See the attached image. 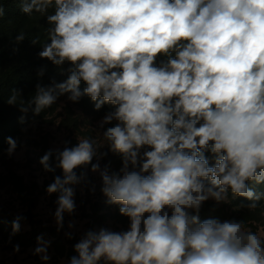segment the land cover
<instances>
[{
  "label": "clouds",
  "instance_id": "9594fccd",
  "mask_svg": "<svg viewBox=\"0 0 264 264\" xmlns=\"http://www.w3.org/2000/svg\"><path fill=\"white\" fill-rule=\"evenodd\" d=\"M20 3L27 16L46 17L39 57L70 65L69 75L37 83L27 101L13 90L7 102L22 112L34 105L36 115L62 96L74 103L88 96L97 111L114 107L100 122L113 125L103 131L106 146L82 138L40 160L46 172L63 173L46 189L59 193L58 230L75 210L72 186L85 178L75 170L87 165L107 202L129 219L126 231H87L69 264H264V229L199 217L204 202L228 203L229 192L251 201L241 208H264V193L253 187L264 184V0ZM7 143L12 155L16 141ZM104 147L121 155L119 172L101 168ZM12 231H20L19 218ZM37 240L33 254L46 264L48 245Z\"/></svg>",
  "mask_w": 264,
  "mask_h": 264
},
{
  "label": "rangeland",
  "instance_id": "374dc122",
  "mask_svg": "<svg viewBox=\"0 0 264 264\" xmlns=\"http://www.w3.org/2000/svg\"><path fill=\"white\" fill-rule=\"evenodd\" d=\"M70 65L62 66V73H67ZM114 110V108L112 109ZM103 115L87 112L76 102L67 100L66 96L59 98L54 110L44 118L29 123L19 134L16 141L17 147L12 155L8 154V148L0 153V177L9 172L16 176L14 183H6L0 186V208L11 216L12 222L19 218L20 232L29 234L32 226L36 228L38 237L47 243V254L50 259L46 264H69V259L59 256L54 251L52 241L55 240L52 232L57 235L59 231L73 235L80 240L89 231H99L105 228L115 232L126 231L129 228V219L122 216L115 205L109 204L102 194V180L99 173L91 171V165L77 168V175L85 174L81 183L73 185L75 210L73 213L64 214L63 227L58 230L54 219L57 208L54 194L46 191L50 185L49 174L40 167L37 155L39 145L46 142L49 149L63 150L64 147H72L77 140L82 138H94L101 145H107L102 137L103 131L113 125H105L100 128ZM115 122H113L114 124ZM108 148H101L105 152ZM96 163V159H93ZM101 168L105 165L104 157L99 161ZM122 167V157L114 155V161L109 165V173L119 172ZM241 197H232L229 192L228 203H217L213 199L204 202L203 205L214 204L223 210L226 220L245 221L252 231L264 229V216L261 215L264 208L258 207L249 210L247 207H239L237 204ZM264 206V205H262ZM71 225V226H70ZM5 235L0 236V262L2 264H45L39 255H34V250L39 246L35 244L19 245V251ZM67 247V246H66ZM78 254L75 252V256Z\"/></svg>",
  "mask_w": 264,
  "mask_h": 264
},
{
  "label": "trees",
  "instance_id": "16d2710c",
  "mask_svg": "<svg viewBox=\"0 0 264 264\" xmlns=\"http://www.w3.org/2000/svg\"><path fill=\"white\" fill-rule=\"evenodd\" d=\"M0 6L4 9V14L0 17V153L4 152L9 144L7 140L9 137L17 139L20 132L29 123L34 120L44 118L50 114L55 105L49 109L43 110L39 115L34 114V105L29 108L27 112H22L19 105H10L7 101L13 90H17L21 93L22 98L27 101L35 95L36 84L40 83L44 86H48L51 80L54 78L57 82H63L67 79L69 73H62L61 68L53 65L47 59H41L38 53L42 50V45L47 42V28L49 27L46 21V17H42L38 13H34L29 17L21 10L20 0H0ZM20 33L25 34V39L19 43L16 42V36ZM39 37L37 44H33L32 40ZM166 59L160 57V60ZM70 67V66H69ZM41 69H44V75L38 76ZM85 87L82 82L80 85L81 90ZM83 109L87 112L97 115L107 114L114 108L110 104H105L97 111L94 108V102L90 97L83 96L79 102ZM50 149L46 142L39 145V153L37 155L40 163L43 155ZM107 153L104 156L105 165L109 167L114 161L115 153H112L107 149ZM210 156V153H206ZM50 163L55 166V155L50 158ZM40 167L44 170L43 166ZM50 176L49 184L54 182L56 176L63 175L60 168H56L54 172H47ZM16 176L9 172L6 176L0 177V186L6 183H14ZM258 193H264V184L253 185ZM57 199L59 193H54ZM251 201L244 197H241L237 204L247 205ZM260 205H264V200L259 202ZM117 212H119V206L115 205ZM199 217L203 221L205 219H218L223 221L225 214L222 209L216 207L214 204L202 205L199 210ZM55 240L52 241V246L57 255H65L69 260L75 256L74 246L80 241L79 238L70 234H64L63 231H59L58 235L52 232ZM5 235L12 243L26 246L28 244H35L38 232L35 227L32 226V230L29 234L18 233L13 234L12 231V219L8 212L0 208V236ZM67 246V247H66ZM0 264H2L0 262Z\"/></svg>",
  "mask_w": 264,
  "mask_h": 264
}]
</instances>
